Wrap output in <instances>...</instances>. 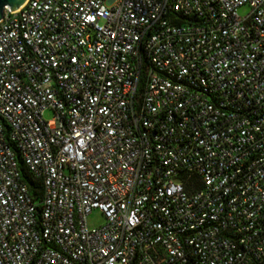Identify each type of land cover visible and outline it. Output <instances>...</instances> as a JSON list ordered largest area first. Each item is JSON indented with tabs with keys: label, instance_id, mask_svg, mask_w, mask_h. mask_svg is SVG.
<instances>
[{
	"label": "built area",
	"instance_id": "1",
	"mask_svg": "<svg viewBox=\"0 0 264 264\" xmlns=\"http://www.w3.org/2000/svg\"><path fill=\"white\" fill-rule=\"evenodd\" d=\"M0 264H264V0L4 5Z\"/></svg>",
	"mask_w": 264,
	"mask_h": 264
},
{
	"label": "trees",
	"instance_id": "2",
	"mask_svg": "<svg viewBox=\"0 0 264 264\" xmlns=\"http://www.w3.org/2000/svg\"><path fill=\"white\" fill-rule=\"evenodd\" d=\"M140 88H141V85H138V87H137L138 92H139ZM18 167L20 170L21 177L26 181V183L28 185L29 193L33 196V198H35L36 195L39 194V191H40L39 181L37 179H34L29 174V172L25 169V167L20 163V160H19Z\"/></svg>",
	"mask_w": 264,
	"mask_h": 264
},
{
	"label": "rangeland",
	"instance_id": "3",
	"mask_svg": "<svg viewBox=\"0 0 264 264\" xmlns=\"http://www.w3.org/2000/svg\"><path fill=\"white\" fill-rule=\"evenodd\" d=\"M248 10V7L245 5H242L238 8V12L240 14H244ZM42 116L44 118H49L51 116V110L46 109L43 111ZM87 223L89 225H96L103 221L102 214L98 209H93L88 215H87Z\"/></svg>",
	"mask_w": 264,
	"mask_h": 264
},
{
	"label": "water",
	"instance_id": "4",
	"mask_svg": "<svg viewBox=\"0 0 264 264\" xmlns=\"http://www.w3.org/2000/svg\"><path fill=\"white\" fill-rule=\"evenodd\" d=\"M24 0H0V16L4 5H7L10 10L17 8Z\"/></svg>",
	"mask_w": 264,
	"mask_h": 264
}]
</instances>
